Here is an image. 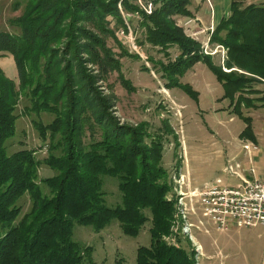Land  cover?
Returning <instances> with one entry per match:
<instances>
[{"label": "trees", "instance_id": "trees-1", "mask_svg": "<svg viewBox=\"0 0 264 264\" xmlns=\"http://www.w3.org/2000/svg\"><path fill=\"white\" fill-rule=\"evenodd\" d=\"M148 1L154 5L151 14L137 0L13 1L14 10L24 4L22 15L9 21L18 31H0V59L13 56L19 74L17 83L0 65V264L92 262L93 247L73 238L75 224L101 231L118 220L126 234L136 237L149 219L151 244L138 247L135 264H196L192 252L163 239L170 232L174 211L173 201L167 199L172 184L162 163L168 137L151 132L146 121L136 126L116 122L109 111L110 98L101 96L93 85L95 77L83 71L81 61L86 56V62L100 65L106 74L109 67H120L119 60L108 53L102 34L111 32L105 22L108 15L118 19L117 26L124 25L121 2L127 11L141 16L145 40L152 46L180 50L175 61L161 63L166 75L177 73L184 57L186 67L204 61L225 86L224 97L231 98L230 105L241 117V106L257 104L250 97L261 93L255 84L264 83V4L245 6L244 0H232L230 15L212 32L211 44L228 49L225 65L231 70L226 72L212 54L201 51L202 43L187 35L175 18L193 15L188 7L191 0ZM61 51L74 52L73 66H67L69 57ZM74 67L79 70V87ZM122 81L134 89L128 79ZM21 96L30 101L28 112L54 115L48 124L34 121L49 145L42 159L33 149L8 152L7 141L16 134L20 117L16 110ZM242 118L246 128L240 137L256 142L252 118ZM42 164L55 174L41 179ZM107 175L118 178L122 204H107L102 189ZM26 197L31 207L23 213Z\"/></svg>", "mask_w": 264, "mask_h": 264}, {"label": "rangeland", "instance_id": "rangeland-1", "mask_svg": "<svg viewBox=\"0 0 264 264\" xmlns=\"http://www.w3.org/2000/svg\"><path fill=\"white\" fill-rule=\"evenodd\" d=\"M14 0H0V31H18L12 27L10 19L22 15L24 4L17 10L12 8ZM232 1V0H231ZM140 7L151 14L154 5L148 0H137ZM152 4V11L144 9ZM264 4V0H244L243 4ZM230 0H191L188 5L192 16H176L178 24L183 26L185 33L202 43L201 51L215 52L213 61L221 65L224 71L231 69L226 67L228 49L220 44L210 42V36L216 28L213 22L214 15L219 18L225 9L229 8ZM231 6V5H230ZM123 26L118 25V19L114 15H108L106 26L111 32L103 33L107 51L114 59L119 60L120 67L103 73L101 66L86 62L83 56V71L93 75L95 88H98L101 96L110 98V113L119 124L136 126L140 122H148L151 132H163L167 141L164 142L163 166L168 172V183L171 184L175 169L182 171L190 179L191 184L203 187L206 182H214L221 177L225 184L239 185L241 180L229 172H224V167L231 161L237 160L246 168V176L252 177L249 171L256 162L250 161L256 151L261 152L264 144V83L255 84L260 89V94H250L257 100L255 107L243 105L240 107L241 117L235 113L230 97H224L225 86L218 80L216 74L204 61H199L190 67H186L185 57L174 75H166L161 63L175 61L180 53L177 46L167 50H161L152 46L145 40L144 29L140 26L141 16L138 13L127 11L122 3L118 4ZM197 13L201 20H195ZM231 9L226 16H229ZM212 25L207 29L204 19L210 20ZM194 19V20H193ZM191 20L190 22H188ZM70 20H68L69 22ZM88 28V23H84ZM92 29V28H90ZM212 29V30H211ZM63 39H66L63 38ZM62 39V40H63ZM133 39V41H132ZM73 38L69 39V42ZM81 40V39H79ZM66 41V40H65ZM84 42V40H82ZM208 43V50L205 49ZM205 46V47H204ZM61 46L60 48H63ZM62 56L68 61L67 66H73L74 52L61 51ZM83 54H79L81 56ZM0 65L8 77L19 82V74L13 56L9 55L0 59ZM108 64H106V67ZM76 76L75 86H80L79 70L74 67ZM128 79L133 90L129 89L122 81ZM256 97H262L257 99ZM16 112L20 117L16 121V134L7 141V149L10 154L21 149H33L35 155L42 159L46 156L49 145L40 137L34 121H43L48 124L54 119L49 112H28L26 106L30 101L20 97ZM244 117L252 118L254 132L258 135L260 144L258 150L248 153L243 145L250 142L241 138L240 133L246 128ZM169 128L166 127V123ZM256 129V131H255ZM261 145V146H260ZM264 156V152H261ZM255 159V158H254ZM55 171L42 164L39 169L41 179L53 176ZM259 175H264V168L258 170ZM117 177L103 176L102 189L105 191V199L110 206L122 204V193L119 190ZM173 185V184H172ZM172 191L167 198L172 196L174 211L176 204V192ZM174 193V194H172ZM23 213L31 207V202L26 197L23 199ZM173 211V214H174ZM151 217L150 211H146ZM171 216L170 221L173 218ZM201 217V214L199 215ZM192 220L198 223V218ZM152 222L149 219L140 234L136 237L126 234L118 220H114L101 231H96L93 226L75 224L73 238L75 241L93 247V261H85L84 264H135L139 246H150ZM205 230L193 228V234L203 245L206 255L199 260V264H264V225L253 227H232L228 230H220L210 221ZM182 235V234H181ZM178 248H185L194 254L196 251L191 239L183 235L178 236ZM197 264V263H196Z\"/></svg>", "mask_w": 264, "mask_h": 264}, {"label": "built area", "instance_id": "built-area-1", "mask_svg": "<svg viewBox=\"0 0 264 264\" xmlns=\"http://www.w3.org/2000/svg\"><path fill=\"white\" fill-rule=\"evenodd\" d=\"M143 7L148 12L152 11L151 3L149 7L145 5ZM208 48L207 43L205 49L208 50ZM207 53L214 54L215 52L208 51ZM243 147L248 153L259 149L253 141L245 143ZM223 170L238 177L241 180L240 184L228 185L221 177H217L214 182H206L200 188L191 184L182 169L178 172L176 169L173 171L174 180L171 184L176 192L175 211L170 232L163 235V239L169 245L178 246V236H188L194 246L192 251H196L197 264L204 257V253L201 243L193 234L194 227L208 232L206 225L209 221L220 230L264 225V175L258 176L256 169L250 166L249 171L252 177L249 178L246 176V168L235 159L230 160ZM167 199L174 201L172 196ZM193 217L198 218V223L192 220Z\"/></svg>", "mask_w": 264, "mask_h": 264}, {"label": "crops", "instance_id": "crops-1", "mask_svg": "<svg viewBox=\"0 0 264 264\" xmlns=\"http://www.w3.org/2000/svg\"><path fill=\"white\" fill-rule=\"evenodd\" d=\"M231 5V0H230V4H229V8L228 9H225L224 11L225 12H223V14L218 18L217 17V14L216 15H214V17H213V22H216V24H218L219 22H220V20L225 16V14L227 15L228 13H229V10H230V6ZM198 16V17H197ZM196 17L197 18H195V20H197V21H199V20H201V19H199L200 18V14L199 13H197V15H196ZM194 20V19H193ZM204 23H205V25H206V27H207V29H209L210 28V24L212 25V18H210V20H205L204 19ZM212 30V29H211ZM255 131H256V129H255ZM257 132V131H256ZM256 132H254L255 133V136H256V142H258L259 144H260V142H263V141H260V139H259V137H258V135L256 134ZM255 142V143H256ZM258 144V145H259ZM261 146V145H260ZM262 148H261V152H264V144H262V146H261ZM261 152H259L258 153V151H256V153L254 154V155H252L253 157H250V161H251V163L252 162H256V164H257V168L252 164L251 166H253L255 169H256V174L258 175V176H263V175H259L258 174V170L260 169V168H264V156H263V154H261ZM255 158V159H254ZM202 245V244H201ZM202 247H203V245H202ZM203 253H204V256L206 255V253H205V251H204V247H203ZM206 257H207V259L209 258V257H211V256H208V255H206Z\"/></svg>", "mask_w": 264, "mask_h": 264}]
</instances>
